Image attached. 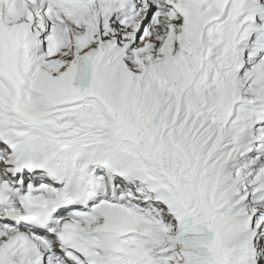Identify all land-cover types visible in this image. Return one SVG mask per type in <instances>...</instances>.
I'll return each mask as SVG.
<instances>
[{"label": "snow or ice", "instance_id": "1", "mask_svg": "<svg viewBox=\"0 0 264 264\" xmlns=\"http://www.w3.org/2000/svg\"><path fill=\"white\" fill-rule=\"evenodd\" d=\"M0 264H264V0H0Z\"/></svg>", "mask_w": 264, "mask_h": 264}]
</instances>
